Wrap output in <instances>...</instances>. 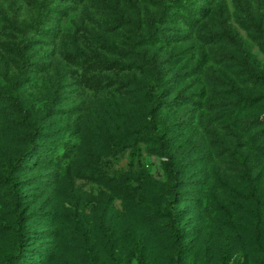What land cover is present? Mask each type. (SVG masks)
I'll list each match as a JSON object with an SVG mask.
<instances>
[{
    "label": "rangeland",
    "instance_id": "374dc122",
    "mask_svg": "<svg viewBox=\"0 0 264 264\" xmlns=\"http://www.w3.org/2000/svg\"><path fill=\"white\" fill-rule=\"evenodd\" d=\"M7 170L0 264H264V0H0Z\"/></svg>",
    "mask_w": 264,
    "mask_h": 264
},
{
    "label": "trees",
    "instance_id": "16d2710c",
    "mask_svg": "<svg viewBox=\"0 0 264 264\" xmlns=\"http://www.w3.org/2000/svg\"><path fill=\"white\" fill-rule=\"evenodd\" d=\"M149 111L152 112L153 111V107ZM18 162H19V160L15 161L16 164H18ZM164 164L169 169V172L172 175L174 173V170L171 167L170 163L164 162ZM0 183H7V184H10V185L13 183V180H12L8 170L5 172V174L0 175ZM170 203H171V200H169V202L167 203L166 208H165L164 213H163L164 216L167 218L169 224H171L173 219H174V211L172 210V207H171ZM16 254H18V250L17 249H15L13 255L9 256L6 259V263L11 262L13 260V258L16 256Z\"/></svg>",
    "mask_w": 264,
    "mask_h": 264
}]
</instances>
